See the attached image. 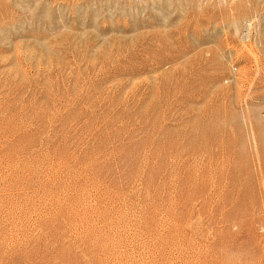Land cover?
Masks as SVG:
<instances>
[{"label": "rangeland", "instance_id": "rangeland-1", "mask_svg": "<svg viewBox=\"0 0 264 264\" xmlns=\"http://www.w3.org/2000/svg\"><path fill=\"white\" fill-rule=\"evenodd\" d=\"M0 264H264V0H0Z\"/></svg>", "mask_w": 264, "mask_h": 264}]
</instances>
